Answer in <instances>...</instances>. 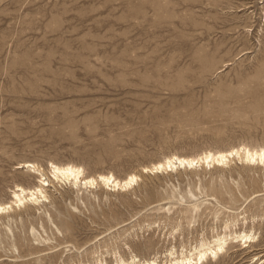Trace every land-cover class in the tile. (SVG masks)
Wrapping results in <instances>:
<instances>
[{
	"label": "rangeland",
	"instance_id": "rangeland-1",
	"mask_svg": "<svg viewBox=\"0 0 264 264\" xmlns=\"http://www.w3.org/2000/svg\"><path fill=\"white\" fill-rule=\"evenodd\" d=\"M239 145L264 148V0H0V202L23 162L140 177L45 186L0 215V264L163 261L231 219L256 239L199 264H264V167L142 170Z\"/></svg>",
	"mask_w": 264,
	"mask_h": 264
},
{
	"label": "bare ground",
	"instance_id": "bare-ground-1",
	"mask_svg": "<svg viewBox=\"0 0 264 264\" xmlns=\"http://www.w3.org/2000/svg\"><path fill=\"white\" fill-rule=\"evenodd\" d=\"M235 159L252 164L253 166L256 164L257 166L264 167V148H250L246 145H239L227 150L204 151L195 156H181L172 153L160 161L152 163L149 166H144L142 170L143 172L160 173L177 170L178 168L192 169L199 166L215 168V166L229 164L230 161ZM21 164L22 168H27L30 173L36 175V184L30 187L16 184L10 189V198L6 202H0V215L9 212L14 206L20 207L27 202L37 204L44 201L46 199L45 186L54 185V181L57 183H68L73 185V187L78 185L93 187L100 183L114 192L131 188L140 178L136 173H130L124 178L115 177L112 173H98L95 176L85 175L84 169L81 166L71 163L57 164L54 162L48 163L49 174H46L43 168H40L33 162H23ZM192 205L194 207L197 206L196 204ZM233 221V219L225 221L221 233L212 235L211 239H200L188 251L181 250L180 253H175L174 250H169L166 255L167 258L163 261L158 260L157 257L141 259L135 254H130L129 258L127 257L128 259H124L120 255L116 256L117 253L115 251L114 264H199L206 258L223 252L228 240H240L248 246L250 242L256 239L255 232L253 231L231 230L230 227ZM95 261L96 264H100L102 259L97 257Z\"/></svg>",
	"mask_w": 264,
	"mask_h": 264
}]
</instances>
